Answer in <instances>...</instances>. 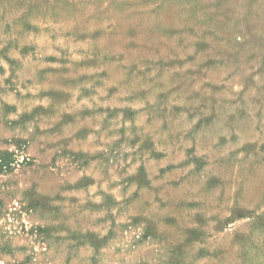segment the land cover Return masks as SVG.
<instances>
[{
	"label": "rangeland",
	"instance_id": "rangeland-1",
	"mask_svg": "<svg viewBox=\"0 0 264 264\" xmlns=\"http://www.w3.org/2000/svg\"><path fill=\"white\" fill-rule=\"evenodd\" d=\"M0 264H264V0H0Z\"/></svg>",
	"mask_w": 264,
	"mask_h": 264
}]
</instances>
